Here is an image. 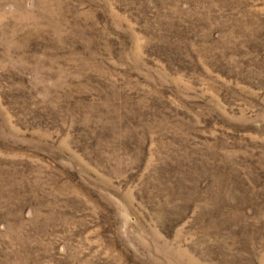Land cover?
<instances>
[{
	"label": "rangeland",
	"instance_id": "obj_1",
	"mask_svg": "<svg viewBox=\"0 0 264 264\" xmlns=\"http://www.w3.org/2000/svg\"><path fill=\"white\" fill-rule=\"evenodd\" d=\"M0 264H264V0H0Z\"/></svg>",
	"mask_w": 264,
	"mask_h": 264
}]
</instances>
